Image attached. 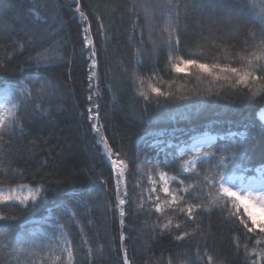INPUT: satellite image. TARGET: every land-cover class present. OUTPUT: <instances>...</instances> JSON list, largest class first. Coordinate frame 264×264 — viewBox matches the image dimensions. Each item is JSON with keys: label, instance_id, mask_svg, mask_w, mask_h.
<instances>
[{"label": "trees", "instance_id": "obj_1", "mask_svg": "<svg viewBox=\"0 0 264 264\" xmlns=\"http://www.w3.org/2000/svg\"><path fill=\"white\" fill-rule=\"evenodd\" d=\"M149 2L157 5L171 2L173 15L159 8L145 10L140 6ZM82 3L87 5L86 11L102 15L106 25V39L99 41L94 36L99 53L94 100L99 104L101 134L110 144L139 158L128 181L130 186L141 185L135 193L143 192L147 199V191L152 187L149 177L158 181L160 172H166L170 181L176 177L170 183L173 188L184 177L188 179L183 187L190 186L195 176L183 172L177 175V172L195 154L189 147V138L202 132L224 136L203 147L202 152H213L225 144L241 146L242 152L230 167V175L247 176L264 165V101L250 98L246 90L234 89L227 82L215 81L196 69L173 71L178 56L209 64L220 62L218 57L228 54L220 41L229 40L227 34L217 32L223 27V18L236 16L245 30L258 32V13L264 10V0H82ZM198 3L203 7H193ZM134 4L138 5L135 12ZM74 8L72 0H0V64L10 62L9 70L0 74V90L16 106L13 115L5 116L6 123L13 119L21 121L24 109L33 116L30 123H25L22 134L11 141L5 137L0 143V193L7 194L13 188L19 191L21 185L26 186L25 191H34L38 186L47 188L46 193H40L46 198L27 212L21 213L19 208L0 209V215L17 216L15 220L0 221V232L7 234L8 244L6 251H0V261L4 264H29L27 252L13 251L28 248L29 243L32 247L28 251L46 255V250L41 249L53 233L61 230L71 233L67 238L77 244V264H116L113 249L119 245V214L114 215L103 207H113L115 196L104 191L101 181L108 178L107 162L95 146L89 123L81 115L88 94L86 53L81 55L80 45L65 39L76 32L75 23H65ZM137 12L141 25H145L147 17L143 44L139 43L140 27L136 28L135 39L129 41ZM195 24L202 29L196 30ZM98 28L94 24L93 32ZM171 28L180 30V51L154 48L150 41L167 39V30ZM30 36L35 40L31 46L27 43ZM246 38L241 33L233 42H243ZM37 53L55 59L62 57L64 61L74 57V63L71 68L62 69L45 70L41 66L37 72L36 67L27 66L29 57L36 59ZM17 68L20 70L16 71ZM34 76L40 77L41 83L44 77L58 83L53 84L51 94H39L32 89ZM22 85L26 93L31 90V103L20 104ZM152 87L169 93L168 98L158 97L151 91ZM34 106L39 113L33 112ZM47 110L51 114L44 117L42 113ZM231 132L235 135L227 136ZM12 175L16 176L14 182L10 181ZM134 191L129 188V196L135 201L131 208L138 214L132 215L126 207L125 220L128 228L134 229L126 235L137 238L135 250L130 252L131 264H169L170 261L191 264L202 252L214 257L213 264H240L247 241L242 230L233 231L234 224L225 223L226 212L205 211L197 219L203 231L190 240L174 241L179 232L158 239L159 228L153 233L157 224L168 219H172L173 225L179 221L169 215L158 220L156 215L143 214V201ZM148 207L151 205H143L144 209ZM193 228L180 231L192 232ZM82 238L86 242L81 247ZM237 240H240V256L235 254ZM90 247L94 249L91 258ZM119 259L122 264V254ZM46 264H51L47 256Z\"/></svg>", "mask_w": 264, "mask_h": 264}, {"label": "snow or ice", "instance_id": "obj_2", "mask_svg": "<svg viewBox=\"0 0 264 264\" xmlns=\"http://www.w3.org/2000/svg\"><path fill=\"white\" fill-rule=\"evenodd\" d=\"M75 8L70 10L66 24L75 23L76 32L73 37H65L66 40L72 39L74 44L80 45L81 55L85 56V63L88 64V95L86 103L88 107L81 115L89 122L90 131L94 133V142L97 150L100 151V145L103 144V155L107 162L108 178L101 183L104 185V191L109 194H114L115 204L113 207L103 205L106 211L112 212L114 215L119 214V245L113 251L117 255L116 264H121L119 257L122 254V264H131L130 252L135 250L137 238L126 235L129 229L125 223L127 219L126 207L132 215H137V210L132 209L131 205L135 203L129 196V188L133 191L139 188L140 184L129 185L128 181L135 173V165L138 161V156L132 155L130 152L122 151L115 144H110L109 139L101 134L103 125L99 123V104L93 99L92 79L95 75L94 70L97 68L98 48L94 36L99 41L106 39L107 29L102 15H95L93 10L86 11L87 5L82 3V0H72ZM147 10L148 8L156 9L166 12L169 16L173 15V6L171 2L163 5L153 4L151 2L140 5ZM71 8V6H69ZM138 5L134 4L132 11L135 12ZM196 8H202L201 3L193 5ZM179 5L176 8V15L178 19ZM155 11H153V16ZM260 18V25L258 32H253L252 29L244 28L240 19L236 16H227L223 18L222 29H218V34H227L229 40L221 39L220 43L226 46L228 54L218 59L217 63H203L198 59H183L176 57L177 62L173 65V71L182 72L190 69H196L201 73L211 76L215 81H224L234 89L246 90V94L250 98L264 101V10L258 13ZM94 17V20L92 19ZM145 25L140 24L141 16L137 12L136 19L132 21L133 29L129 35V41L135 39L136 28L140 27L139 43L143 44L144 30L147 26V17ZM98 24L99 28L93 32V25ZM179 29L171 28L167 30V39L159 42L150 41L153 47H166L169 51L176 53L180 51ZM164 30H161L163 35ZM244 33L246 38L243 42L236 41V37ZM27 43L34 44L33 37H29ZM239 49V51H237ZM227 61V62H225ZM90 62V63H89ZM74 57L68 61L55 59L50 56H40L37 53V58L29 57L28 67H36L39 72L40 67L43 66L45 70L48 68H63L65 66L72 67ZM10 67V62L0 64V74L7 72ZM20 69L17 68L16 71ZM71 73H69L70 75ZM43 83L41 78L34 76L31 80L32 89L39 94H51L53 84L58 83L51 80V77H44ZM38 85V87H37ZM151 87V86H150ZM151 91L158 97L168 98L169 93L162 91L159 88L152 87ZM30 92H25L23 85L20 92V104L31 103ZM143 95V93H141ZM144 99L147 101L148 97ZM14 107H16L14 105ZM5 105L0 104V143H3L5 137L9 141L24 132L25 123H30L33 116L30 115L27 109H24L25 116L21 121L15 119L6 123V117L3 112ZM34 113H39V109L34 106ZM86 112V115H85ZM51 114L50 110L44 111L42 115L47 117ZM98 137V139H97ZM242 152L241 146L237 144H225L218 146L213 152H202L200 149L195 150V154L190 161H186L177 175L180 172L190 173L195 176L196 180L188 187H183L188 177H184L177 182L175 188L170 186L171 181H175L176 177H172L171 181L166 172L159 173V180H149L152 183L147 191V199H144V193H135L139 200H142L141 209L145 215H156L160 220L166 215L176 218L179 222L173 225L172 219L167 222L159 223L153 228L155 234L156 228H159L160 235L158 239H162L163 235H171L172 232H179L180 234L173 237L174 241L183 242L186 239L190 240L193 236L200 234L203 229L197 223L198 217L202 216L205 211H212L213 209L220 210L223 214L227 213L228 219L225 223L234 224L233 231H243V237L247 243L244 244L243 257L240 264H264V190L248 191L241 190L232 185V177L229 174L230 167L236 164L237 158ZM154 171V170H153ZM103 175V173H101ZM16 176L12 175L10 181L14 182ZM35 183V181H33ZM24 185H21L20 190L13 188L7 194L0 193V209L2 208H19L21 213L30 210L32 205L37 203L41 197V192H47V188L43 186L35 187L25 192ZM123 189V190H122ZM163 194V195H161ZM144 204H150L151 207L143 208ZM209 206V207H206ZM15 214L0 215V221L15 220ZM75 223L74 219L72 221ZM194 226L192 232H181L183 228ZM65 226H61L63 229ZM81 233L84 229L81 228ZM71 233L59 231L53 233L49 238L47 244L43 246L41 251L46 250V255H41L38 252L28 251L32 247L29 243L28 248L21 247V249H13V251L27 252L30 258L29 264H46V256L51 260V264H77V244L73 239L67 238ZM86 242L81 239V247ZM213 243H215L213 241ZM208 247L207 243L204 245ZM191 247V245H189ZM199 247V245H198ZM237 256H240V240L235 244ZM251 248V250H250ZM8 249L7 234L0 232V251ZM59 254H55V253ZM11 254V253H9ZM94 255V249L89 248V257ZM190 255V253H186ZM206 257V259H205ZM214 257L208 255L206 252L198 253L196 258L191 261V264H213ZM0 264H4L0 261ZM91 264V262H89ZM171 264V261L169 262Z\"/></svg>", "mask_w": 264, "mask_h": 264}, {"label": "rangeland", "instance_id": "obj_3", "mask_svg": "<svg viewBox=\"0 0 264 264\" xmlns=\"http://www.w3.org/2000/svg\"><path fill=\"white\" fill-rule=\"evenodd\" d=\"M115 11L112 12V15ZM196 30H201L202 26L198 24L194 25ZM6 97H0V104L5 105V114H11L13 112V107H10L8 103H6ZM9 102V101H8ZM6 103V104H4ZM213 141L212 137H208L206 135L197 136L192 138L191 146L193 151L196 149H200L202 144L209 143ZM260 174H254L253 176L243 179V177H232V185L236 188L241 190H248V191H260L264 190V168L259 169Z\"/></svg>", "mask_w": 264, "mask_h": 264}, {"label": "bare ground", "instance_id": "obj_4", "mask_svg": "<svg viewBox=\"0 0 264 264\" xmlns=\"http://www.w3.org/2000/svg\"><path fill=\"white\" fill-rule=\"evenodd\" d=\"M258 174H260L259 172H257Z\"/></svg>", "mask_w": 264, "mask_h": 264}]
</instances>
